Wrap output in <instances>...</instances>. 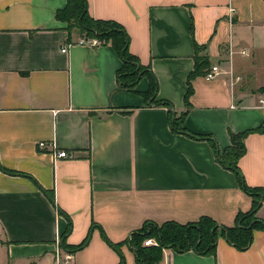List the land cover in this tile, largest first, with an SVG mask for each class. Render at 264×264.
<instances>
[{
    "label": "crops",
    "instance_id": "0c3cea01",
    "mask_svg": "<svg viewBox=\"0 0 264 264\" xmlns=\"http://www.w3.org/2000/svg\"><path fill=\"white\" fill-rule=\"evenodd\" d=\"M87 2L92 17L124 26L158 90L142 94L148 76L134 90L121 87L122 60L110 43L63 52L82 37L56 18L67 0H0V264H55L65 232L74 264H137L130 241L149 222L210 216L233 226L253 207L211 143L174 131L169 107L156 102L185 111L196 42L220 73L195 77L184 126L225 149L231 133L263 124L264 0ZM245 145L239 167L248 186L263 190L256 216L264 220V131ZM62 149L71 156L55 158ZM153 264H264V228L244 250L220 235L215 256L165 247Z\"/></svg>",
    "mask_w": 264,
    "mask_h": 264
},
{
    "label": "trees",
    "instance_id": "16d2710c",
    "mask_svg": "<svg viewBox=\"0 0 264 264\" xmlns=\"http://www.w3.org/2000/svg\"><path fill=\"white\" fill-rule=\"evenodd\" d=\"M56 18L67 22L69 35L75 31L81 36L96 37L102 44L110 43L118 55L121 57L122 66L117 71V81L121 87L134 90L143 76H148L150 86L148 91L142 94L146 99L156 95L158 81L153 71L149 67L141 65L136 55L129 50L130 36L123 25L114 20L96 19L92 17L88 10L87 0H67L64 8L57 10ZM206 49L205 45L195 42V65L187 78V90L184 96L185 111L178 114L173 110V106L166 100L156 102L159 105L169 107V121L174 131L184 133L192 138L208 140L214 150L216 160L225 168L233 171L240 186L253 196V207L250 211L239 213L233 226L218 223L210 216H202L195 222L181 224L175 221L165 222L162 225L147 223L142 231L134 232L130 242H135L134 249L137 253V264H153L158 261L165 247L173 248L178 252L193 250L200 255H216L219 236H223L228 242L238 249H247L253 241V230L257 227L264 228V220H260L256 213L261 205L263 190L261 188H251L245 182L244 176L239 167L240 158L246 153L245 139L253 132H263L264 123L257 128L248 129L239 133H231V144L225 149H221L211 134H197L188 130L185 126V119L191 107L190 98L194 92L193 80L199 75H206L211 69L209 56L201 52ZM264 92V88L261 90ZM9 173L13 170L5 169ZM53 202L54 199L52 198ZM61 245L71 251L63 239ZM74 249L82 247L89 239ZM154 237L157 240V247L144 251L138 245V240ZM108 241V240H107ZM118 250V245L109 242ZM73 249V248H72ZM121 264H124L122 258Z\"/></svg>",
    "mask_w": 264,
    "mask_h": 264
},
{
    "label": "built area",
    "instance_id": "2783aa9c",
    "mask_svg": "<svg viewBox=\"0 0 264 264\" xmlns=\"http://www.w3.org/2000/svg\"><path fill=\"white\" fill-rule=\"evenodd\" d=\"M231 11H233L232 8ZM75 44L97 46L101 44V40L96 37L82 36L77 41H71L65 44V46L62 48V51L66 52L69 49V47ZM219 73H220L219 67L217 65H213L205 76L207 79L211 80L214 79ZM239 78L240 77H238V79ZM256 107L264 109V93L259 96ZM38 147L40 149H45L47 147V143L45 141H41L38 143ZM53 155L55 156V158H69L71 156V154L68 151L63 149L54 150ZM144 245L155 246L157 245V242L150 237L144 240ZM72 260H73L72 253L60 245V239H59L56 249L55 264H74Z\"/></svg>",
    "mask_w": 264,
    "mask_h": 264
}]
</instances>
